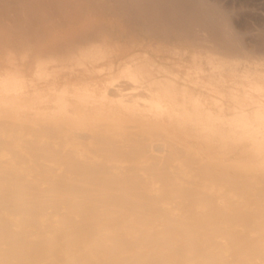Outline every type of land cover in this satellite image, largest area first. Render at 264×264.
<instances>
[{
    "label": "bare ground",
    "instance_id": "bare-ground-1",
    "mask_svg": "<svg viewBox=\"0 0 264 264\" xmlns=\"http://www.w3.org/2000/svg\"><path fill=\"white\" fill-rule=\"evenodd\" d=\"M87 1L0 0V46L28 50V66L99 40L116 16L126 26L116 36L178 38L205 51L173 63L178 72L145 64L143 50L110 61L97 49L62 90L48 92L55 71L0 94L42 117L0 123V264H264V65L254 58L264 45L247 49L228 13L206 0ZM116 63L144 80L138 92L114 84ZM215 94L234 106L209 101ZM166 117L250 142L240 154L260 168L230 171L179 147L164 162L149 125Z\"/></svg>",
    "mask_w": 264,
    "mask_h": 264
},
{
    "label": "rangeland",
    "instance_id": "rangeland-1",
    "mask_svg": "<svg viewBox=\"0 0 264 264\" xmlns=\"http://www.w3.org/2000/svg\"><path fill=\"white\" fill-rule=\"evenodd\" d=\"M77 1L81 3L88 2L87 0ZM206 1L211 5L221 7L223 11L228 13L230 27L233 32L239 34L241 42L247 49L254 52L255 48L258 49V46L264 45V0ZM87 10L86 12L88 15L93 16L91 10L89 8H87ZM119 30H126L125 24L121 17L111 16L99 40L81 44L75 51L55 52L49 57L33 62L28 66H26L29 56L28 50L15 46H0V94L3 92H13L20 88V86H40L42 82H39L38 78L43 74L53 73L55 71V75L51 80H55L56 82L50 87L48 92L50 94L56 92L57 86L62 90L72 82L71 77L76 70L74 65L79 68V63H81L92 51L97 49L102 50L108 57L106 60L110 61H116L121 57L143 50L142 54L145 55L143 62L145 64H153V62L154 64L160 63L161 65L170 67L171 70L175 68L173 63H184L187 60L191 61L193 60V56L197 55V53L205 51L200 48H193L187 45L186 42H184L185 40H179L178 38L166 40L157 36L149 37L144 33L137 34L132 38H123L114 35V33ZM260 49L261 47L259 51ZM263 49L261 51H264ZM259 51L254 52V54H256L254 58L256 57L255 59H257L258 57L257 60H263L264 53L260 51L259 54ZM173 56L175 58H172ZM261 60L260 62L264 65V61L262 62ZM114 69V76L116 77L114 84L126 89L128 93H136L139 91L135 89V86L141 84L144 80L135 78L129 73H124L121 63H116ZM187 69L188 68L185 67L184 71L186 72ZM175 70L179 72L178 68H175ZM181 71H183V68H180V72ZM104 73H106V75L109 73L108 68L104 70ZM59 79L62 81L60 84H58ZM178 83L182 85L184 83L191 85L190 80L185 82L182 78L178 79ZM76 85L79 90L78 93L88 92L82 87L83 82L78 81ZM111 87L113 88L114 86L111 85ZM64 91L66 97L71 98L72 93L68 90ZM48 92L45 91L44 95L49 94ZM215 95L219 98L208 97V100L223 108L224 106H234V103L229 98L226 99L222 96L221 98L220 95ZM35 96L36 95H32V97L29 96L27 98L33 99ZM17 112L23 117L17 118ZM31 119L40 121L42 117L39 115L31 116L27 108L13 110L0 103V123H10L17 120L28 123ZM141 125L143 127V124ZM149 128L161 133V137L157 142L160 143L165 150L164 162L168 159L172 147H179L183 152V157L189 155L197 160H204L207 164L213 166L228 164V169L230 171L240 170L245 165H252L256 169L260 168L256 164L258 158L251 157L247 153L240 154L250 143L246 140L239 141L233 138L197 134L193 131L194 126L192 124L182 123L169 117H166V123L157 122L155 124H150ZM183 128H187V133L182 131ZM231 161L235 162L231 164L229 163ZM176 168H178V165H176L174 170ZM177 171L180 176L184 175L179 169H177ZM156 185H160V183Z\"/></svg>",
    "mask_w": 264,
    "mask_h": 264
}]
</instances>
